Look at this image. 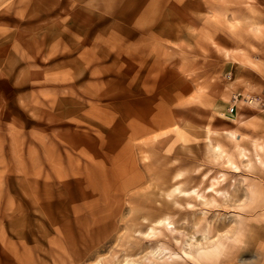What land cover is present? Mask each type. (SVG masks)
Masks as SVG:
<instances>
[{
	"label": "rangeland",
	"instance_id": "obj_1",
	"mask_svg": "<svg viewBox=\"0 0 264 264\" xmlns=\"http://www.w3.org/2000/svg\"><path fill=\"white\" fill-rule=\"evenodd\" d=\"M226 59L264 77V0H0V264H264V153L220 130L264 119L221 113Z\"/></svg>",
	"mask_w": 264,
	"mask_h": 264
},
{
	"label": "bare ground",
	"instance_id": "obj_2",
	"mask_svg": "<svg viewBox=\"0 0 264 264\" xmlns=\"http://www.w3.org/2000/svg\"><path fill=\"white\" fill-rule=\"evenodd\" d=\"M253 30H257V29H253ZM222 114H225L226 116H228L229 119L233 120V122H235L236 125L238 124H242L244 122V120L242 119V114L240 112H238V115L235 117V115H231L232 113H224L221 112ZM234 114V113H233ZM220 130L222 132L225 133L226 136H228L231 139V145L233 146L234 150H236V154L239 158H241L242 160L244 159L247 165H251L252 161H250L248 159V152L249 150L242 145L243 142L245 141H249L250 145H252L253 147V158L256 163L258 162L259 164L263 163L262 159H261V153H264V141H259L257 138L255 139H249L247 138L245 135L241 134L237 129H235L234 127L232 128H227L226 126H222L220 128ZM208 133H210V129H207ZM209 142L207 143L208 146V152L210 154V156L213 159H224L225 162H227L229 164V166L231 168H238L237 164L232 160L231 154L229 152H227L223 146H221L218 143H212L210 141V139H208ZM212 187V186H211ZM173 192H175V194H183V195H188L189 193L187 191H182L179 188H175L173 190ZM192 192L197 195V197H199L200 200L205 201V198L203 197V195H201L196 189H193ZM0 212H2V206L0 207ZM157 225H162L165 226L166 224H170V220L167 217H163L160 218V220H158ZM150 230L146 233L148 236H152L153 234H155V229L153 228H149ZM229 232V235L227 238L230 237V234L233 232V230H227ZM224 244L221 243L218 240H212V242L210 243L209 246H196L195 248H193V250H187L185 248H183V253H185L187 255V257H189L190 259H194L195 261L201 263L203 261V259H208L210 260V258L217 256L218 254H220L223 250ZM164 249H156L154 252H159L161 253ZM153 252V253H154ZM99 261H96L95 264H98ZM120 262V261H119ZM130 262H132V260L130 259H124V261L120 262L123 264H130ZM118 263V264H120Z\"/></svg>",
	"mask_w": 264,
	"mask_h": 264
},
{
	"label": "crops",
	"instance_id": "obj_3",
	"mask_svg": "<svg viewBox=\"0 0 264 264\" xmlns=\"http://www.w3.org/2000/svg\"><path fill=\"white\" fill-rule=\"evenodd\" d=\"M223 64V81H225L226 85V94H234L237 91L248 89L253 90V87H255L256 84L258 85L260 83L262 85L264 83V77L261 76L258 78V76H256L255 74L252 75L251 70H249V68L246 67L245 64H242L237 59H226L223 61ZM227 75H230V79L227 78ZM238 112L242 114V119L244 120V122L256 123L258 120L261 121V118L264 119V112H261L262 114L257 112L248 113L246 111H243L239 107L236 109L234 114L232 113L231 115H235L236 117L238 115ZM226 117L228 118V116Z\"/></svg>",
	"mask_w": 264,
	"mask_h": 264
},
{
	"label": "built area",
	"instance_id": "obj_4",
	"mask_svg": "<svg viewBox=\"0 0 264 264\" xmlns=\"http://www.w3.org/2000/svg\"><path fill=\"white\" fill-rule=\"evenodd\" d=\"M227 78L230 79V75ZM231 97L228 113H234L240 105L264 112V87L259 91H237Z\"/></svg>",
	"mask_w": 264,
	"mask_h": 264
}]
</instances>
